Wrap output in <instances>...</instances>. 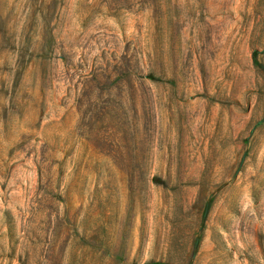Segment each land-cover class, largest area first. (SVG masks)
Wrapping results in <instances>:
<instances>
[{
	"label": "rangeland",
	"instance_id": "1",
	"mask_svg": "<svg viewBox=\"0 0 264 264\" xmlns=\"http://www.w3.org/2000/svg\"><path fill=\"white\" fill-rule=\"evenodd\" d=\"M0 264H264V0H0Z\"/></svg>",
	"mask_w": 264,
	"mask_h": 264
}]
</instances>
